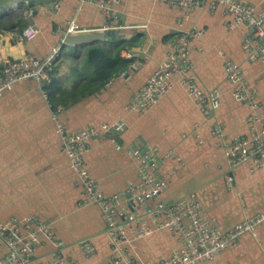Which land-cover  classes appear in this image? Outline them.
<instances>
[{
    "label": "crops",
    "instance_id": "0c3cea01",
    "mask_svg": "<svg viewBox=\"0 0 264 264\" xmlns=\"http://www.w3.org/2000/svg\"><path fill=\"white\" fill-rule=\"evenodd\" d=\"M3 1V0H0ZM262 11V0H235ZM20 5L5 30H0V57H43L60 40L73 19L86 29H100L106 22L95 5L68 0L57 11L35 5L32 18L38 34L31 40L17 39L19 26L30 10ZM26 7V5H25ZM229 16L207 7L182 10L157 0H117L107 23L137 29L115 39H106L60 50L51 70V83L60 87L54 98L58 119L69 132L100 131L89 139L85 166L97 190L110 198L128 195L116 205L122 225L130 214L142 215L158 205L171 207L191 200L199 214L221 233L264 215V157L233 165L228 150L239 139L253 135L262 139L264 123V61L250 59L243 50L252 30L242 25L230 29ZM28 26L26 23L24 27ZM190 37L186 58L193 83L207 97L219 95V106L211 115L196 104L181 78H170L171 89L146 112L127 108L144 83L167 61L174 40ZM109 39L111 41H109ZM104 48L118 53L123 63L111 77L98 81L87 51ZM229 62L247 83V91L259 106L237 102L233 84L225 71ZM132 67L129 71L123 68ZM38 85L24 80L0 93V223L34 218L50 226L63 243L59 257L75 264H109L111 245L102 211L87 203L78 178L59 149L52 110ZM209 104V103H208ZM120 125L108 134L101 125ZM216 127L221 132L216 133ZM163 183L159 194L143 205L133 201L143 189L142 174ZM156 217L146 221L155 226ZM129 229V228H128ZM148 229V230H149ZM27 230H19L25 240ZM126 233L128 254L139 260L168 258L180 242L169 231L132 238ZM86 247L91 249L90 253ZM57 248L43 237L34 249L35 262H48ZM9 256L0 244V260ZM32 262L34 263V261ZM206 264H264V220L252 233L241 235Z\"/></svg>",
    "mask_w": 264,
    "mask_h": 264
},
{
    "label": "built area",
    "instance_id": "2783aa9c",
    "mask_svg": "<svg viewBox=\"0 0 264 264\" xmlns=\"http://www.w3.org/2000/svg\"><path fill=\"white\" fill-rule=\"evenodd\" d=\"M68 0H54L50 7L57 11L62 4ZM79 4H89L97 6L106 22L100 29H86L81 27L76 20L70 21L62 33L59 42L51 48L43 57L25 55L18 59H6L0 57V93L10 89L13 85L24 80L34 81L41 90L42 96L48 100V94L44 87L51 83V70L57 62L60 50L63 47L64 39L67 35H78L85 33H106L111 31L107 21L111 17L112 7L117 0H75ZM164 4L176 6L182 10H195L207 7L210 12L221 9L222 14L229 16L231 22L228 23L230 29L239 25L248 30H252L253 37H246L243 41V50L246 51L250 59L264 61V0H262V11L258 14L254 9L246 4L235 0H157ZM20 6V5H19ZM17 4L11 6V10L19 8ZM31 12L27 15L30 17ZM38 30L28 25L18 33L17 39L20 41L31 40L36 37ZM196 31L174 40L173 51L166 62L160 66L153 75L144 83L138 95L132 99L127 108L131 111L146 112L152 108L157 101L165 95L172 87L170 78L174 75L180 77L181 83L186 87L194 102L201 106L204 115L211 113L219 106V95L213 93L207 97L193 83L189 75V63L186 58L187 42L190 37L199 36ZM225 71L229 81L233 84V97L237 102L247 103L252 109L259 106L254 101L252 95L247 91V83L240 74L239 69L227 62ZM49 102V100H48ZM209 103V104H208ZM49 108L51 104L49 105ZM52 121L58 136L59 149L68 160L70 170L78 178L87 203L98 207L105 216L107 222V234L111 245V258L109 264H206L213 260L219 253L225 250L231 243L236 241L245 233H252L255 225L264 220V215L237 225L231 231L221 234L217 228L209 224L199 214V206L191 200L181 201L171 207L158 205L155 208L146 209L142 215L130 214L126 224L117 222L122 214L115 211L116 205L124 198L130 200L128 195H114L110 198L101 194L94 180L91 178L85 166L84 157L88 151V141L99 136L100 131L87 129L80 132H69L63 123L58 119L57 112H52ZM260 139L253 135L250 139H239L233 143L228 156L233 165L247 162L248 159L257 161L264 157V123L262 124ZM101 131L108 134L120 131V125L103 124ZM215 132H221V127H216ZM142 181L146 185L133 203L136 206L152 201L162 190L163 183L159 180L152 181V186L148 187L149 178L146 173L142 174ZM158 217L151 229H147L146 221L151 217ZM129 228V229H128ZM27 230V237L23 241L19 239V230ZM133 233L132 238L138 239L150 236L155 231H169L177 237L180 242L179 248L168 258H157L156 260H139L131 257L127 251L126 233ZM51 241L57 248L52 251L48 262H35L33 260L34 249L40 244V238ZM0 244H4L9 256L0 260V264H75V262L64 261L59 257V250L63 243L56 239L48 224L34 218L25 219L22 222L9 221L0 223ZM90 253L91 249L86 247ZM34 261V263L32 262Z\"/></svg>",
    "mask_w": 264,
    "mask_h": 264
},
{
    "label": "water",
    "instance_id": "95a60500",
    "mask_svg": "<svg viewBox=\"0 0 264 264\" xmlns=\"http://www.w3.org/2000/svg\"><path fill=\"white\" fill-rule=\"evenodd\" d=\"M54 0H3L0 1V9L4 8V6L7 4L9 5V8L13 6L14 4L19 5H26V8H28L31 12L30 17H26V19L17 25L19 26L18 33L22 31L25 24L32 26L34 29H36V26L34 25V22L32 20L33 17L37 15L36 9H34L35 5H45V8H49L51 2ZM20 7V6H19ZM111 27H114L111 31L115 35V39L122 38L127 33H137V29L130 28L127 26H121L120 23L117 25L116 23H112ZM106 39L105 35L101 33H85V34H78V35H67L64 39L63 48H66L67 46H81L90 44L93 42H102ZM132 67H124L123 70L129 71Z\"/></svg>",
    "mask_w": 264,
    "mask_h": 264
},
{
    "label": "trees",
    "instance_id": "16d2710c",
    "mask_svg": "<svg viewBox=\"0 0 264 264\" xmlns=\"http://www.w3.org/2000/svg\"><path fill=\"white\" fill-rule=\"evenodd\" d=\"M87 61L93 66L94 77L98 81H104L111 77L116 69L123 63L118 53H111L104 48H91L87 51ZM48 94L51 107H56L54 98L58 94L60 87L55 83H50L44 87Z\"/></svg>",
    "mask_w": 264,
    "mask_h": 264
},
{
    "label": "rangeland",
    "instance_id": "374dc122",
    "mask_svg": "<svg viewBox=\"0 0 264 264\" xmlns=\"http://www.w3.org/2000/svg\"><path fill=\"white\" fill-rule=\"evenodd\" d=\"M22 9H24L25 11H27V8L24 6ZM16 10H11V8H9V5H5L4 8L0 9V30H5V23L10 22V20H12L10 17V15L14 14ZM109 41H111L109 39ZM53 112H56V108L54 110H52Z\"/></svg>",
    "mask_w": 264,
    "mask_h": 264
}]
</instances>
